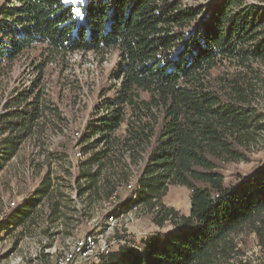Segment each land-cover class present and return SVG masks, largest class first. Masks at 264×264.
<instances>
[{
  "label": "trees",
  "instance_id": "1",
  "mask_svg": "<svg viewBox=\"0 0 264 264\" xmlns=\"http://www.w3.org/2000/svg\"><path fill=\"white\" fill-rule=\"evenodd\" d=\"M8 1L0 6V70L37 45L52 53L114 48L119 54L116 90L99 103L82 135L88 157L79 164L77 181H85L79 195L97 190L102 168L125 154L140 156L142 164L131 203L119 202L115 217L134 205L155 207L170 185L190 191L187 215L168 207L153 217L158 225L170 220L167 232L141 245L119 243L93 264H222L234 251L229 238L245 226L264 245L257 224L264 213V164L231 183L223 174V165L245 159L249 143L264 130L253 69L264 63V6L246 0ZM226 61L249 70L212 75ZM25 93L0 114V170L47 107L39 94ZM123 125L124 133L116 134ZM34 189L0 220V238L31 218L49 195V174Z\"/></svg>",
  "mask_w": 264,
  "mask_h": 264
},
{
  "label": "rangeland",
  "instance_id": "2",
  "mask_svg": "<svg viewBox=\"0 0 264 264\" xmlns=\"http://www.w3.org/2000/svg\"><path fill=\"white\" fill-rule=\"evenodd\" d=\"M210 1L183 0L191 5H209ZM246 1L264 6V0ZM9 2L0 0V6ZM118 60L119 54L114 48L52 53L44 49V45H37L0 70V114L6 112L25 90V94H39L42 104L47 106L32 135L0 170V220L32 194L46 175L49 174L51 182V192L37 203L31 218L12 232L1 235L0 264H8L18 257L22 258L20 264L37 261L54 264L61 252L68 251L76 239L90 234L89 231L98 234L105 230L103 236L107 248L103 253L108 248L116 249L124 241L141 245L153 233H165L171 227L170 220L158 225L153 218L165 214L168 207L180 215L188 214L189 189L184 185H170L155 207L144 203L137 205L132 211L114 216V225L106 229L108 216L118 209L119 202L128 206L131 203L130 192L142 164L140 156L136 160L128 154L112 156L102 168L98 189L79 195L78 184L82 186L85 182L83 179L77 181L79 164L88 157L81 151L85 144L82 135L94 122L95 111L100 110L99 103L116 90ZM247 69L226 61L213 69L212 75L229 76ZM253 69L259 75L255 105L264 114V63L254 64ZM124 130L125 125L116 134L121 135ZM78 150L83 154L82 158L76 155ZM245 157L223 165L227 183L248 177L255 167L264 164V130L249 143ZM112 187V195L106 196ZM55 215L58 218L53 220ZM257 224L264 232V213ZM229 242L235 244L234 251L228 261H221L222 264H264V245L255 230L245 226L231 236Z\"/></svg>",
  "mask_w": 264,
  "mask_h": 264
},
{
  "label": "built area",
  "instance_id": "3",
  "mask_svg": "<svg viewBox=\"0 0 264 264\" xmlns=\"http://www.w3.org/2000/svg\"><path fill=\"white\" fill-rule=\"evenodd\" d=\"M76 155L80 158L83 157V154L80 150L76 152ZM129 188L131 187L128 185ZM13 205L14 202H11ZM137 208V205L129 210L132 211ZM123 215V214H122ZM111 221V222H110ZM114 215L111 214L108 216L106 229L112 228L115 223ZM105 230L98 234L88 233L81 239H76L72 247L68 251H63L56 258L54 264H93L94 261L98 260L100 255L103 254V251L107 248L103 233ZM22 261L21 257H18L8 264H20ZM34 264H43L39 261Z\"/></svg>",
  "mask_w": 264,
  "mask_h": 264
}]
</instances>
